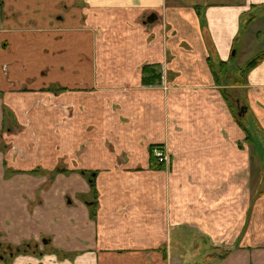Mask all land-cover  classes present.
Here are the masks:
<instances>
[{
    "label": "crops",
    "instance_id": "1",
    "mask_svg": "<svg viewBox=\"0 0 264 264\" xmlns=\"http://www.w3.org/2000/svg\"><path fill=\"white\" fill-rule=\"evenodd\" d=\"M254 42L264 0H0V264H264V57L248 124L217 74Z\"/></svg>",
    "mask_w": 264,
    "mask_h": 264
},
{
    "label": "rangeland",
    "instance_id": "2",
    "mask_svg": "<svg viewBox=\"0 0 264 264\" xmlns=\"http://www.w3.org/2000/svg\"><path fill=\"white\" fill-rule=\"evenodd\" d=\"M259 41V40H258ZM263 44V43H262ZM261 43H253V46L251 48V50L249 51H244L242 52L241 50H237L236 51V54L232 55V57L230 58V60L225 64V68H224V71L221 72L220 71V68L218 67L217 68V74L218 76L220 77V79L222 81H225V85H224V95L226 96V99L228 100L230 106H231V110H232V113L233 115L235 116V118L238 120V121H242L244 124H248V115H245L243 116V112L242 114L239 116L237 115L238 112L240 111L237 106L235 105L236 102H235V99L238 100L239 102L241 103H244V90L243 88L241 89H238L236 88L232 82L234 81H237L241 78L240 76V69L244 66V64L250 60L251 58L255 57L259 52L261 51H258V49L256 48H260L261 46ZM235 50V49H234ZM264 50V48H263ZM160 74H162L163 78L166 79L167 75L166 73H163L162 71L160 72ZM234 85V86H233ZM51 96L52 94H47V98L46 99H43V97H39L36 99H34L32 102H33V106L31 107V109L33 108L36 113H38L41 118L43 116L46 117V115L48 114V110L49 111H55V110H58V103L57 101L55 100L54 102L51 101ZM50 101V102H49ZM29 108H26L24 111L26 113V118L24 119V122L23 123H20V126H16L14 127V130L17 131V130H20V131H23V130H27L29 131L28 134L29 135H34L33 131H35L36 133V139L33 143V145H30V148H35L38 147V145H42V141L41 139L39 138L40 137V134L38 133L39 132V127H37V125L35 124H42V120L43 119H39V123H35V121L33 122L32 120H30V118L28 117V115L30 114L29 113ZM46 110V111H44ZM46 112V113H45ZM241 112V111H240ZM44 118V117H43ZM46 120V119H45ZM41 129H42V125H41ZM53 130H58V127H57V122L53 124ZM43 133V130L41 131ZM56 133V132H55ZM0 141H2V144L3 147H8L11 151V148H12V151H14V153H16V156H20V157H23L24 156V151L21 150V148H24V146H22L21 144L18 145V146H12L11 147V144H8V138L7 137H1L0 136ZM44 141H46V138L44 139ZM22 146V147H21ZM16 148V149H15ZM167 154V153H166ZM168 156V154H167ZM168 159H169V156H168ZM58 166V164L56 165ZM63 166V165H62ZM245 172V171H244ZM254 172H256L255 170H251V174H252V177L254 179ZM40 173H44V174H49L51 177L54 176L55 174V171L51 170V171H41ZM260 178V175L258 177V181H257V186L255 187V190L253 192V194H255L256 192L257 193H260L261 190H262V186H263V179ZM260 180V181H259ZM183 228H186V227H183ZM232 236V235H231ZM171 239H173V236H170ZM180 241H183L182 239H179ZM186 241V240H184ZM190 242V240L188 241ZM232 246V245H230ZM224 247H227L226 245H222V247H220L219 251L218 252H215V253H224L226 252V249H224Z\"/></svg>",
    "mask_w": 264,
    "mask_h": 264
},
{
    "label": "trees",
    "instance_id": "3",
    "mask_svg": "<svg viewBox=\"0 0 264 264\" xmlns=\"http://www.w3.org/2000/svg\"><path fill=\"white\" fill-rule=\"evenodd\" d=\"M264 57V51L259 52L255 57L251 58L250 60H248L244 66L240 69V76L241 78L237 81L232 82L233 84H244L245 82V78L247 73L249 72V70L254 67L256 64H258L260 62V60H262V58ZM222 72V70H220ZM159 71L157 69L156 65L153 64H145L142 67V83L145 85H149V84H154L156 82H158L159 80ZM222 94H224V91L222 89ZM154 146H152L150 148V161L152 163V166L154 168H160L161 165L163 164L162 162H158L155 157L152 154V148ZM65 170V168L63 167H56V169H54V171H62ZM94 214V212H92V215ZM27 250V246L23 245L20 246L18 248L15 249L16 253L19 252H25Z\"/></svg>",
    "mask_w": 264,
    "mask_h": 264
},
{
    "label": "built area",
    "instance_id": "4",
    "mask_svg": "<svg viewBox=\"0 0 264 264\" xmlns=\"http://www.w3.org/2000/svg\"><path fill=\"white\" fill-rule=\"evenodd\" d=\"M152 154L155 157V159L158 162H162V163H168V156L165 153V151H163L162 149H160L159 147H153L152 149Z\"/></svg>",
    "mask_w": 264,
    "mask_h": 264
},
{
    "label": "flooded vegetation",
    "instance_id": "5",
    "mask_svg": "<svg viewBox=\"0 0 264 264\" xmlns=\"http://www.w3.org/2000/svg\"><path fill=\"white\" fill-rule=\"evenodd\" d=\"M235 102H236V106H237V108L241 111V112H244L245 110H246V107H245V105H244V103H241V102H239L238 100H236L235 99ZM239 111V112H240ZM37 168V167H36ZM34 170H36V169H34Z\"/></svg>",
    "mask_w": 264,
    "mask_h": 264
},
{
    "label": "water",
    "instance_id": "6",
    "mask_svg": "<svg viewBox=\"0 0 264 264\" xmlns=\"http://www.w3.org/2000/svg\"><path fill=\"white\" fill-rule=\"evenodd\" d=\"M231 54H232V55H234V54H235V50H232ZM241 114H242V112H238V114H237V115H239V116H240Z\"/></svg>",
    "mask_w": 264,
    "mask_h": 264
}]
</instances>
